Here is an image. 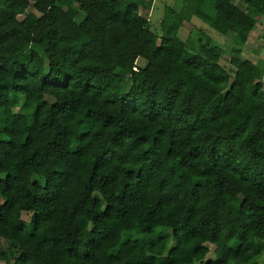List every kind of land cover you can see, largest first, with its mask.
Wrapping results in <instances>:
<instances>
[{
	"label": "trees",
	"instance_id": "1",
	"mask_svg": "<svg viewBox=\"0 0 264 264\" xmlns=\"http://www.w3.org/2000/svg\"><path fill=\"white\" fill-rule=\"evenodd\" d=\"M139 2L0 0V264H264V67ZM183 2L239 44L264 16Z\"/></svg>",
	"mask_w": 264,
	"mask_h": 264
},
{
	"label": "rangeland",
	"instance_id": "2",
	"mask_svg": "<svg viewBox=\"0 0 264 264\" xmlns=\"http://www.w3.org/2000/svg\"><path fill=\"white\" fill-rule=\"evenodd\" d=\"M183 4V0H140L139 8L141 14L148 18L150 29L157 34H161L162 32L160 21L165 6L170 5L182 9L185 21L181 25L178 35L185 42L186 49L190 52H195L206 42L221 46L223 55L219 62L230 74H233L234 71L229 63V58L232 53H239L241 57L248 58L252 62L264 67V16H257L255 27L249 33L247 41L244 44H239L235 42L232 33L222 34L216 31L204 21L192 15L189 8ZM26 14L32 18H36L39 15L31 6L26 9ZM23 16L19 15L18 18L22 19ZM143 62L142 59L137 60L138 65H142ZM1 91L2 89H0ZM22 218L28 220L29 213L22 212ZM105 228L109 230H120L122 229V225L116 221L106 222ZM210 247L213 248L212 245ZM0 249L8 250L11 253L15 248L9 241L0 238ZM209 257H213L212 253H209L206 258Z\"/></svg>",
	"mask_w": 264,
	"mask_h": 264
}]
</instances>
